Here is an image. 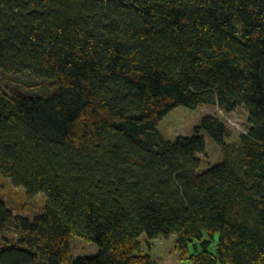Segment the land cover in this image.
<instances>
[{
  "label": "trees",
  "instance_id": "16d2710c",
  "mask_svg": "<svg viewBox=\"0 0 264 264\" xmlns=\"http://www.w3.org/2000/svg\"><path fill=\"white\" fill-rule=\"evenodd\" d=\"M0 176L46 197L30 219L0 198V264H156L175 234L191 264H264V0H0ZM243 107L239 145L216 115L172 141L175 106ZM211 136L220 162L200 169ZM72 236L98 251L69 259ZM192 248V250H191ZM43 261V262H42Z\"/></svg>",
  "mask_w": 264,
  "mask_h": 264
},
{
  "label": "rangeland",
  "instance_id": "374dc122",
  "mask_svg": "<svg viewBox=\"0 0 264 264\" xmlns=\"http://www.w3.org/2000/svg\"><path fill=\"white\" fill-rule=\"evenodd\" d=\"M48 86L46 81L35 79L26 73H10L6 75L0 71V88L4 91L15 87L30 93H42L48 91ZM209 114L216 115L219 120L225 123L229 131L228 144L231 146L239 145L240 135L246 133L249 128L247 111L243 107L237 108L231 113H225L221 109L210 105H200L195 109L178 105L165 115L159 122L158 128L165 139L172 141L177 135H192L193 128L198 124L200 118ZM203 135L206 147L203 152L199 153L201 157L200 169H206L211 166V164L220 162L223 159V153L219 151L211 136L206 132H203ZM0 198L4 200L7 206L13 209L15 215L26 216L30 219L35 218V216L41 212L44 207L43 204L46 201L45 195L41 193H37L34 198L28 199L25 194V189L13 185L10 179L2 175L0 176ZM18 234V229L11 223L7 230L0 234V246L1 238L8 237L15 239ZM176 238L177 236L175 234L170 235V237L159 236L151 241L152 249H149L145 243L146 236L143 234L140 236L143 245L142 251L150 254L156 264H191L189 261H181L179 259L175 250ZM70 249V260L82 255H93L98 251V247L95 243L89 242L79 236H72ZM61 264L67 263L62 261Z\"/></svg>",
  "mask_w": 264,
  "mask_h": 264
}]
</instances>
